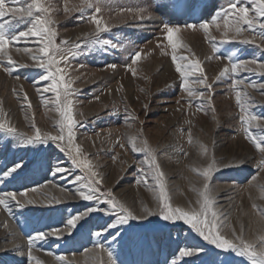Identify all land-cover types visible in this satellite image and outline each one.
Masks as SVG:
<instances>
[{
	"label": "rangeland",
	"instance_id": "obj_1",
	"mask_svg": "<svg viewBox=\"0 0 264 264\" xmlns=\"http://www.w3.org/2000/svg\"><path fill=\"white\" fill-rule=\"evenodd\" d=\"M30 2L6 0V5L19 7ZM42 2L54 6L52 19L56 21L57 44L67 40L68 47L72 43L83 46L86 34L95 31V25L88 21L94 9H87L84 13L75 10L81 0ZM137 6L146 7L148 11L144 15L150 13L152 18L141 21L135 12L120 10ZM227 6L228 0H112L108 7L96 14L110 27L109 31L100 33L99 39H106L110 44L77 50V55L70 60L66 78L73 80L76 90L74 119L82 122L76 129L74 144L79 145L81 153L86 155L91 171L97 172V178L102 179L101 191L111 189L117 200L137 215L145 206L157 211L154 193L150 190L154 182L149 178L147 186L143 182L137 184L134 176L141 166L148 171V164L147 154L134 152L133 144L143 147L146 142L165 173L170 202L174 207L186 208L189 201L195 204L198 190L202 188L203 178L194 169L202 170L215 159L222 171L215 172L209 183L218 194L217 204L223 206L227 213L230 227L223 228V234L232 238V229L239 234L243 226L244 238L253 240L261 234L256 223L259 217L252 205L264 207V199H261L264 195V174H258L253 167L259 154L238 130L240 112L232 80L244 81L238 88L247 91L249 110L264 116V89H258L264 84V75L259 74L262 70L258 68L259 63H264V52L256 48L255 43L239 42L252 39L253 34L248 31L239 35L229 31L225 36L224 20L217 17L220 27L210 26V35L218 44L221 40H229L219 44V54L233 56L236 60L254 58L257 66L253 67L257 70L255 73L241 71L235 77L229 74L213 83L229 61L206 59L213 53L203 32L183 27L186 23L210 21ZM239 6L248 7L249 15L253 14L250 0H243ZM66 7L68 12H65ZM6 20L11 24L10 34L13 35L30 27L27 22L12 21L10 14L0 18V23ZM164 23L181 26L179 38L191 52L181 47L178 54H194L202 61L208 82L213 83L211 106L206 99L208 90L191 85L196 91L205 92V98H194L188 97L179 88V77L171 62V48L167 49L168 55L161 54V49L167 44L162 30ZM243 27L246 29L247 25ZM38 47L34 37L22 38L9 46L7 56L16 64L11 75L4 71V67L8 66L7 57H0V108L3 109L0 121L28 136L34 135L33 123L41 133L55 135L59 131L57 122L60 117L55 106L46 103L53 94L37 90L50 83L38 80L40 75L45 74L43 69L34 66L32 59ZM138 51L141 58L132 65L131 58ZM109 65L116 67L113 69ZM126 65L136 69L135 76ZM60 67L64 69L65 65L61 63ZM248 84L257 87L245 88ZM25 94L31 107L25 101ZM198 107L203 110L197 111ZM126 116L129 117L127 120ZM257 123L261 126L251 129L253 133H264V122ZM205 148L207 152L203 151ZM241 158H246L244 164L223 168L226 163L235 165ZM17 162H22L24 167L16 178L6 182L0 179V193H17V200L22 205L11 201V215L0 206V264H37V261L40 264H60L61 257L64 264H99L100 261L110 264L107 253L94 248L98 238L92 233L106 227L114 218L99 212L80 221L72 235L65 229L62 239L49 236L36 241L32 250L33 259H28V236L64 228L70 216L84 212L86 207L93 206V202L81 200L75 193L78 185L72 183L77 175L86 181L87 172L75 169L55 144L49 141L47 145H22L18 137L0 130V169ZM57 166L69 169L70 174L67 177L53 174ZM253 175L257 176L255 181L251 179ZM33 188L37 191H31ZM25 190H28L25 196H20L19 193ZM45 197H54L61 202L48 205ZM28 200L34 203L29 204ZM5 222L7 228L4 227ZM111 231L112 235L119 231L120 237L113 241L106 234L102 242L116 253L121 264H172L173 260L176 264H201L203 253L199 258H180L179 250L183 247H213L183 222H166L159 215L132 220ZM14 245L20 248L13 250ZM235 259L237 264H249L246 258Z\"/></svg>",
	"mask_w": 264,
	"mask_h": 264
},
{
	"label": "snow or ice",
	"instance_id": "obj_2",
	"mask_svg": "<svg viewBox=\"0 0 264 264\" xmlns=\"http://www.w3.org/2000/svg\"><path fill=\"white\" fill-rule=\"evenodd\" d=\"M15 3L16 0H13ZM112 0H81L79 7L75 8L76 11L84 13L87 9H94V13L88 17V21L95 25V31L86 34V40L83 46L78 43H72L70 47L69 41L62 40L59 44L56 43V37L58 35L55 24L56 21L52 19V13L54 6L51 3L42 2V0H31L30 3L19 7H7L6 0H0V18L10 14L12 21L19 23L27 22L30 27L26 31H20L18 34H10L12 27L9 21L0 23V57H7L8 66L4 67V71L9 75L12 74L13 69L16 67L15 62L10 56H7V49L14 42L20 41L22 38L34 37L39 47L36 49L37 54L32 55V59L35 61L34 66L44 70L43 75L38 77L39 81L50 82L43 89H37L42 93L53 94L51 100H47V104H53L55 111L58 113L60 119L57 122L59 129L58 133L53 135L50 133H41V130L36 127L35 123L32 124V128L35 129L34 135L28 136L22 133H18L16 128L11 125H7L0 121V130H4L12 136L19 138L22 145H47L51 141L63 153L74 166L75 169L87 172V179L79 175L75 176L72 183L78 185L75 189L76 195L83 201L93 202V206L86 207L82 213H77L70 216L67 219L64 228H53L49 231L37 232L35 235L28 236V259H33L32 250L36 244V241H42L49 236H54L58 240L64 236L65 229L69 235H72L77 229L80 221L90 216L92 213H102L104 216L114 218L111 223H107L106 227L98 229L92 233L98 238L94 248L96 250H102L107 253L110 264H121L118 260L116 253L106 246L102 240L107 236H111L113 241H116L120 237V232L116 231L115 235H112L111 230H117L121 226L129 224L132 220H143L148 216L159 215L163 221L175 223L177 221L183 222L187 225L196 236L202 238L212 248L205 249L203 246L199 247H183L179 250V257H200L203 253L204 259L201 264H237L236 257L246 258L249 264H264V207L253 204L259 219L256 223L260 226L259 231L261 234L257 235L253 240H246L243 234V226L239 234L235 229H232V238H227L222 229L230 227L227 223V213L223 209V206L217 204V193H215L211 186L210 181L213 174L217 171H222L217 167V161L215 159L208 163L207 167L200 169H194L197 171L202 179V188L198 190V196L195 200V204L189 201L188 206L180 207L173 206L170 202L169 191L166 184L165 173L161 170L160 164L157 162V158L153 150L149 149L145 142L143 147H137L133 144L132 150L134 152H144L147 154L146 163L148 164V171H145L143 167H139L134 173L136 177L135 182L137 184L143 182L146 186L149 184V178L154 182V185L150 186V190L154 193V199L156 201L157 211H152L148 207H142L140 214L137 215L133 209L121 203L113 195L112 190L101 191L102 179L97 178L99 174L91 171L90 163L87 160L86 155L81 153L80 146L75 145L76 129L82 125L81 121H77L73 116L74 109V97L76 90L73 88V80L66 78L68 76L67 68L70 66L71 58L77 55V50L82 47L93 48L97 45H109L110 41L100 40L99 35L102 32L110 30L109 25L105 24L103 20L97 16V13H101L105 7L111 4ZM243 0H228L227 8H222L210 21L200 23H186L183 27L186 29H193L202 31L205 40L209 43L213 56L206 57V59H227L229 64L226 65L215 77L213 83L220 80L222 77L231 74L232 76H238L241 71L256 72L257 60H236L233 56H223L220 53L219 44L228 43L229 40H221L219 44L216 42L215 37L209 33L210 26H216L219 29L217 17L224 20V35L227 36L229 31H233L236 35L241 34L244 31H248L253 34L252 39H242L239 42L241 44H253L255 47L264 52V0H250L252 7V15H249V8L245 6H239ZM159 5V4H158ZM121 11L135 12L137 17L143 21L151 19L152 16L149 13L145 16L144 13L148 11L146 7L137 6L135 8L128 7L122 8ZM69 9L66 7L65 12ZM39 13V15H38ZM231 14V15H230ZM247 25L245 29L243 26ZM162 30L164 33V39L167 44L161 49L162 55H168V47L171 48V62L174 65L175 72L179 77V88L183 93H186L188 97L205 98V92L196 91L191 85L208 90L206 99L211 106V94L213 83L208 82V78L204 73L202 67V61L194 54L191 56H184L178 54V49L184 47L186 51L191 52L190 48L183 45L179 33L181 32L180 25H171L170 23L162 24ZM259 40L256 43V40ZM159 46V45H158ZM113 47H115L113 45ZM19 51V49H17ZM26 52L29 50H25ZM31 55V53L29 52ZM141 58V53L138 51L131 58L132 65H135ZM63 63L65 68L62 69L60 64ZM26 67L27 65H21ZM110 68H115L116 65H109ZM126 68L131 71L135 76L136 69L131 65H126ZM258 68L262 71L260 75H264V63H259ZM244 81L241 79L232 80V89L235 92L236 105L239 108V122L240 128L238 129L243 133L244 138L255 148L259 154V159L253 165L257 169L258 174H264V133L256 135L251 129L260 128L261 124L257 122H264V116L254 114L249 110L250 97L247 91H241L238 86L243 85ZM246 87H257L255 85H245ZM258 89H264V84L258 86ZM264 94V93H262ZM25 101L28 102V106L31 107L30 101L25 94ZM44 99L42 95V100ZM99 99V97H96ZM179 104L180 101L178 100ZM191 103V101H189ZM147 111V105H145ZM203 109L197 108V111ZM214 111V109H213ZM0 113H3V109L0 108ZM6 115V114H5ZM129 117L126 116L127 120ZM215 119V116L213 117ZM189 141L191 136L189 135ZM123 146V145H121ZM207 152L205 148L203 150ZM187 155V153H185ZM115 160V157H113ZM246 162V158L239 159L235 165L224 164L223 168L238 167ZM24 167L22 162H17L10 167L0 169V179L7 180L15 179L19 174V171ZM53 174H62L67 177L70 174L69 169L57 166ZM122 179V178H121ZM252 181L257 179L256 175L251 177ZM43 187V186H41ZM195 190V189H194ZM19 193L20 196H25L26 192ZM31 191H37L36 188ZM48 205L53 203H60L59 199L54 197H45ZM264 199V195L261 196ZM16 201L18 206L20 201L17 200V193L7 191L0 193V206L9 215L12 214L10 202ZM27 203H34L33 200H28ZM4 227L7 228L8 224L5 222ZM19 245H14L13 250H18ZM60 264H64V258L61 257ZM37 264H40L37 261ZM99 264H103L102 261ZM172 264H176L173 260Z\"/></svg>",
	"mask_w": 264,
	"mask_h": 264
}]
</instances>
